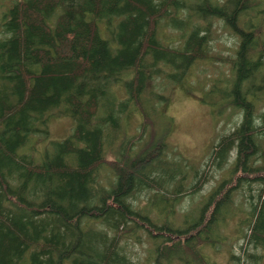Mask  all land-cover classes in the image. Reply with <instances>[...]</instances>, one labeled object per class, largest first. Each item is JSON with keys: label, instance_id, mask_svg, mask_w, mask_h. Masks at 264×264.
Returning <instances> with one entry per match:
<instances>
[{"label": "trees", "instance_id": "1", "mask_svg": "<svg viewBox=\"0 0 264 264\" xmlns=\"http://www.w3.org/2000/svg\"><path fill=\"white\" fill-rule=\"evenodd\" d=\"M193 18L221 21L237 39L228 91L211 105L241 119L207 158L220 170L233 152L229 176L175 221L202 179L169 155L172 119L155 106L166 98L147 84L178 82L204 57L210 35L199 27L179 47L157 38L162 20L183 30ZM263 19L264 0H14L0 16V264H208L204 246H221L233 220L244 256L264 254ZM54 114L71 132L38 152L35 135L48 138ZM140 234L142 262L126 250Z\"/></svg>", "mask_w": 264, "mask_h": 264}, {"label": "rangeland", "instance_id": "2", "mask_svg": "<svg viewBox=\"0 0 264 264\" xmlns=\"http://www.w3.org/2000/svg\"><path fill=\"white\" fill-rule=\"evenodd\" d=\"M217 1L220 4L223 2V0ZM13 2L14 0H0V16L11 8ZM182 13L185 15L186 12L183 11ZM246 19L249 17L247 16ZM191 26L199 27V35L201 36L210 35L206 44V51L202 52L204 57L195 59L193 64L184 70L181 76L182 81L179 79L178 82L173 83L157 78L152 83L147 84V91L161 94L166 98L164 104H155V106L162 109V112L172 119V131L166 140L169 155L180 157L186 165L202 172V175L199 172V177L202 179L200 190L192 198L185 197L182 200L177 208L175 221H179L182 214L189 209L200 208L210 192L229 176L234 159L233 152L220 170L209 165L207 158L211 146L217 142L219 137L231 133L241 119L240 113L232 112L231 108L225 109L219 116L216 112L218 103L211 105L213 101L219 99L221 101L224 93L228 91V81L231 78L229 62L234 58V51L237 46V39L223 26L221 21L214 18L203 20H194L193 18L190 26L183 30H177L167 26L162 20L157 30V38L162 44H168L171 48L179 47ZM205 29L207 30L205 31ZM260 30L261 37L264 38V19ZM181 37L183 38L181 39ZM164 72H167V69L164 68ZM263 81L262 84H264ZM212 85L217 86L215 89L217 94H211L209 98H205L203 93ZM254 86L257 87L258 85ZM259 93H261L260 90L254 92V94ZM147 96L148 94L145 95V98ZM119 97L123 98L124 94H120ZM263 100L264 97L258 102L257 108L264 105ZM145 106L148 110L151 108L150 104ZM138 124L136 114H132L129 120L125 121L124 125L128 133L126 139L137 131ZM71 129L72 121L70 118L54 114L48 123V138L44 139L42 134L35 135L34 147L38 152H43L50 140L56 141L65 138ZM230 178L232 177L228 179ZM245 187H242V192L246 189ZM255 187L256 185L252 183V193H254L253 188ZM240 201L242 200L239 198L235 200L236 203H240ZM242 215L240 214V216ZM234 221H230L228 226L220 228V233L226 238L222 241L221 246L214 248L204 246L202 254L205 260L209 262L208 264H235L229 259V254H232L238 259V264H264V254L260 250H248L244 256L242 251L238 249L241 241L234 239V235H232L231 225ZM147 248L148 242L144 235H142L139 243L129 241L126 245L130 257L139 262H142L146 257Z\"/></svg>", "mask_w": 264, "mask_h": 264}]
</instances>
